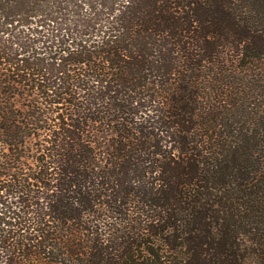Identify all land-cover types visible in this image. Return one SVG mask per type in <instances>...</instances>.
I'll list each match as a JSON object with an SVG mask.
<instances>
[{
	"label": "rangeland",
	"instance_id": "374dc122",
	"mask_svg": "<svg viewBox=\"0 0 264 264\" xmlns=\"http://www.w3.org/2000/svg\"><path fill=\"white\" fill-rule=\"evenodd\" d=\"M13 261L264 264V0H0Z\"/></svg>",
	"mask_w": 264,
	"mask_h": 264
},
{
	"label": "trees",
	"instance_id": "16d2710c",
	"mask_svg": "<svg viewBox=\"0 0 264 264\" xmlns=\"http://www.w3.org/2000/svg\"><path fill=\"white\" fill-rule=\"evenodd\" d=\"M198 156L200 160L197 162V166L195 165L196 168H194V170L196 169L195 174H197V179L190 184L195 190L193 189L192 195H189L188 197L194 200L199 198L203 203H206L207 206H211L212 208L214 186L209 169L210 163L206 161L205 156L201 151H198ZM12 264H18V262L13 261Z\"/></svg>",
	"mask_w": 264,
	"mask_h": 264
}]
</instances>
